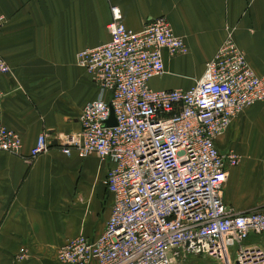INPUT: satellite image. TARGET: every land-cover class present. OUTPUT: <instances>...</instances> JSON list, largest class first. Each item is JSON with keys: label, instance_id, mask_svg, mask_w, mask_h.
<instances>
[{"label": "built area", "instance_id": "obj_1", "mask_svg": "<svg viewBox=\"0 0 264 264\" xmlns=\"http://www.w3.org/2000/svg\"><path fill=\"white\" fill-rule=\"evenodd\" d=\"M109 15L107 40L75 53L97 94L83 104L79 130L61 151L107 162L110 210L100 234L68 239L54 250L55 261L185 264L208 255L222 264H264V248L245 244L264 234V206L238 211L223 198L228 168L241 156L215 144L242 110L264 102V73L254 72L227 32L194 85L154 90L148 82L164 72L163 52L185 54L184 40L165 16L135 31L123 25L117 6ZM3 22L0 16V28ZM8 70L0 58V74ZM20 146L18 133L0 124V151L16 154ZM47 148L39 133L28 159ZM16 259H24L23 248Z\"/></svg>", "mask_w": 264, "mask_h": 264}, {"label": "crops", "instance_id": "obj_2", "mask_svg": "<svg viewBox=\"0 0 264 264\" xmlns=\"http://www.w3.org/2000/svg\"><path fill=\"white\" fill-rule=\"evenodd\" d=\"M110 5L129 29L165 16L184 40L185 54L163 52L164 72L148 82L154 90L194 85L227 32L254 72L264 73V0H0V58L9 67L0 74V124L21 139L16 154L0 151V264H60L56 248L104 228L107 162L61 149L79 130L83 104L97 94L75 53L107 40ZM42 132L48 148L28 159ZM215 144L243 156L228 168L223 198L238 211L263 207L264 102L242 110ZM249 236L245 244L264 248L256 243L264 234ZM20 248L24 259L17 261Z\"/></svg>", "mask_w": 264, "mask_h": 264}, {"label": "rangeland", "instance_id": "obj_3", "mask_svg": "<svg viewBox=\"0 0 264 264\" xmlns=\"http://www.w3.org/2000/svg\"><path fill=\"white\" fill-rule=\"evenodd\" d=\"M239 155L241 156V161H240V164H241V162L243 160V156L240 153H239ZM256 236L257 235L249 236L250 237L249 239H252V238L257 239ZM256 243H262V244H264V237H262L261 240L256 241ZM230 250H231V248H230ZM185 264H222V261L219 260V259H216V258H214L212 256H208V255L202 256V255H199V256H191V257H189L186 260Z\"/></svg>", "mask_w": 264, "mask_h": 264}, {"label": "water", "instance_id": "obj_4", "mask_svg": "<svg viewBox=\"0 0 264 264\" xmlns=\"http://www.w3.org/2000/svg\"><path fill=\"white\" fill-rule=\"evenodd\" d=\"M112 121H113V120H112V114L110 113V116H109V118H108V120H107L106 123H107L108 125H111V123H113Z\"/></svg>", "mask_w": 264, "mask_h": 264}]
</instances>
